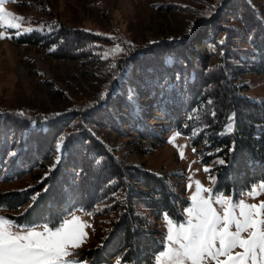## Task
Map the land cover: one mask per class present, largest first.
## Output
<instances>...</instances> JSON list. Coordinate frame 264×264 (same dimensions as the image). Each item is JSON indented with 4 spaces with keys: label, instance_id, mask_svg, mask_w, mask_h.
I'll return each instance as SVG.
<instances>
[{
    "label": "trees",
    "instance_id": "trees-1",
    "mask_svg": "<svg viewBox=\"0 0 264 264\" xmlns=\"http://www.w3.org/2000/svg\"><path fill=\"white\" fill-rule=\"evenodd\" d=\"M224 3L226 15L238 18L242 25L228 30L227 37L233 36L235 41H225L224 54L216 67L194 45L199 38L207 36L208 30L213 35L219 32L221 27H217L216 21L221 17L212 18L204 30L196 28L194 39L190 33L188 39L140 48L131 60L142 81L132 73L128 84L138 88L145 84L153 91L154 101L165 112L170 127L187 135L196 131L191 145L199 161L207 164L213 157L223 160L225 163H218L211 170L217 177L216 188L232 191L236 196L264 179V101L242 95L230 78L241 70L264 74V20L247 0ZM70 33L73 41L75 35L94 38L90 33ZM39 37L27 34L19 42L32 43ZM64 47L56 49L54 54L58 58L64 55ZM166 57L172 59L170 65ZM121 91V95L113 98L107 90L87 114L89 117L74 125L75 131L64 130L72 119L68 114L64 119L53 116L45 120L23 115L9 118L8 114L0 113V182L21 179L31 169L44 166L55 142L63 137L58 163L37 184L0 192V208L6 211V216L24 221L34 220L40 214L49 217L66 214L76 208L90 213L97 204L107 203L99 212L111 214L109 226L101 245L90 248L86 256L95 254V261H99L104 257L102 254L122 253V260L147 264L163 238L162 231L153 227L139 208L143 207L158 220L164 212L170 216L180 214L188 200L183 195L184 189L175 188L167 178L123 165L84 125L87 122L117 129L110 109L124 106L130 113L134 112L126 99V87ZM174 106L181 114L175 120ZM233 112L236 113L234 131L223 134ZM133 117L136 120L133 128L141 133L135 127L138 122L135 113ZM31 120L35 127L29 129ZM199 143L205 144L204 151L209 150L208 154L198 148Z\"/></svg>",
    "mask_w": 264,
    "mask_h": 264
},
{
    "label": "rangeland",
    "instance_id": "rangeland-1",
    "mask_svg": "<svg viewBox=\"0 0 264 264\" xmlns=\"http://www.w3.org/2000/svg\"><path fill=\"white\" fill-rule=\"evenodd\" d=\"M247 1L264 20V0ZM224 2L225 0H9L4 4L6 11L23 17L24 22L19 30L0 27V32H6V35L12 37L0 39V113L2 116L4 113L8 114L9 118L23 113L24 117H31L30 119H49L53 116L64 119L68 114L72 119L64 130L75 131L77 126L74 125L80 121L82 124L85 117H89L87 114L104 98L105 95L101 98L102 94L109 90L110 97L116 98L117 94H122L121 88L125 86L128 105L133 107V113L138 119L135 127L141 133L133 128L136 120L133 113L124 106L111 108L109 111L117 129L84 122L90 133L119 158L123 165L148 170L167 178L175 188H183V195L188 201L195 191V180L217 190V177L211 170L221 159L213 157L207 164L199 161V156L191 145V138L195 137L196 131L188 135L179 132L181 135L175 144L186 146L182 159L180 150L169 143L170 138L178 131L170 127L165 112L158 108L153 91L145 84L143 88L129 85L128 78L134 73L142 81L131 60V56L140 48L188 39L190 33L194 39L197 29L204 30L212 18L221 17L216 21L217 27H221L219 32L213 35L208 30L207 36L199 38L194 45V49L203 51L207 62L216 67L224 54L225 41H235L233 36L227 37L228 30L242 25L238 18L226 15L227 5ZM26 28L34 30L23 31ZM17 31L20 32L19 35L16 34ZM71 31L90 33L94 38L75 35L76 40L73 41ZM27 34H34L35 37L41 34L48 36L34 38L36 41L32 43L19 42L21 36ZM116 44L124 49L122 53L115 58H101L106 50L114 48ZM63 47L64 55L58 58L54 53H57L56 49ZM171 62L172 59L166 57V63L170 65ZM112 65L116 67L113 68ZM242 69H245L244 66ZM230 78L241 89L242 95L254 101H264V74L241 70L236 76L230 75ZM104 106L102 103L101 107ZM172 109L176 113L173 116L175 120L181 114H178L176 106ZM56 113L60 115H54ZM33 122L34 120L29 122V129L35 127ZM228 123L229 120L223 128V134L229 133L225 131ZM204 146V143H199L198 148L204 151ZM62 147L63 141H56L44 166L31 169L21 179L0 182V192L37 184L59 160ZM208 152L209 150L204 151L205 154ZM205 167L210 171L205 172ZM210 176L215 177L214 185L209 182ZM261 181L264 179L254 182L250 187ZM189 183H193L192 190H187ZM250 187L236 196L232 191H219L231 193L235 199L243 195L249 203L264 201V195L255 200L249 199L246 193ZM106 205L107 203L97 204L90 213L80 208L72 210L90 225L86 229V242L73 250L80 255L72 258L84 259L86 264H117V260L121 264H135L133 260H122V253L112 256L101 253L104 257L99 261H95V254L89 257L85 254L90 248L102 243L111 214H100L99 211ZM139 211L162 234L166 231L162 215L157 220L143 207ZM5 214L6 211L0 208V215ZM147 264H154V256Z\"/></svg>",
    "mask_w": 264,
    "mask_h": 264
},
{
    "label": "snow or ice",
    "instance_id": "snow-or-ice-1",
    "mask_svg": "<svg viewBox=\"0 0 264 264\" xmlns=\"http://www.w3.org/2000/svg\"><path fill=\"white\" fill-rule=\"evenodd\" d=\"M7 2L9 0H0V27L19 30L24 18L6 11L4 4ZM33 30L23 29L25 32ZM4 38L12 37L0 32V39ZM123 51L116 44L101 58H115ZM106 94H102L101 98ZM54 115L59 116L60 113ZM211 115L215 116V112ZM235 118L236 113L233 112L226 132L234 131ZM180 135L179 132L173 135L169 143L180 150L183 159L186 146L175 144ZM218 162L225 163L223 160ZM204 171L210 170L205 167ZM209 182L214 185L215 177L210 176ZM194 184L195 191L183 212L172 216L162 213L166 231L154 254V264H264V201L249 203L243 195L235 199L231 193L206 187L199 180H195ZM192 188L193 183H189L187 190ZM260 195H264V181L251 186L246 193L252 200ZM89 227L81 216L71 210L52 217L40 214L34 220L24 221L0 215V264H86L84 259L72 257L80 255L73 250L86 242V229ZM117 264H121L120 260Z\"/></svg>",
    "mask_w": 264,
    "mask_h": 264
}]
</instances>
